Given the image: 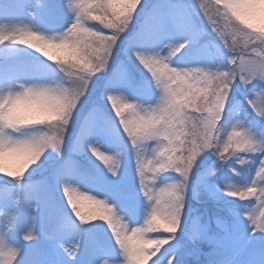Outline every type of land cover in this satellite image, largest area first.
<instances>
[{"label": "snow or ice", "instance_id": "1", "mask_svg": "<svg viewBox=\"0 0 264 264\" xmlns=\"http://www.w3.org/2000/svg\"><path fill=\"white\" fill-rule=\"evenodd\" d=\"M10 4L0 45L68 47L44 31L58 0ZM98 7L69 0L76 63L0 47V264H264V3L123 0L103 27Z\"/></svg>", "mask_w": 264, "mask_h": 264}, {"label": "clouds", "instance_id": "2", "mask_svg": "<svg viewBox=\"0 0 264 264\" xmlns=\"http://www.w3.org/2000/svg\"><path fill=\"white\" fill-rule=\"evenodd\" d=\"M58 2L62 4L65 9L66 18L64 25L56 27L50 31L44 29V31H47L50 37H56L57 39L63 38L65 37V34H67V39L69 41L67 48H65L63 45L57 48L55 44L49 46L47 42L40 40L36 36L23 37L20 41V44L8 42L6 44L0 45V47L19 48L21 51L29 55L35 63H45L47 61H51L49 67H52V65L59 66L64 64L62 59H53V57H59L61 55H67L70 59L74 58L73 63L80 61L85 54H89L91 52L93 42L91 37L88 35L91 29H88V31H81L77 25L80 24L82 27L87 28L89 17L81 16V19L77 21L75 17L80 14L78 12H74L73 9L68 8L69 0H58ZM90 2L96 4L98 3V0H90ZM100 2L103 3L104 7H98L94 9V15L98 17V19L95 20V23L103 27L106 26L115 15V13L109 10L107 6L119 5L123 3V0H100ZM260 2L264 3V0H260ZM4 4H10V0H4ZM27 23L34 29L41 30L39 29V25L33 23L30 19L27 21ZM257 24L261 30V34H257L255 37L257 39V46L264 49V16H261L258 19ZM245 35H247V33ZM24 44H27L28 46L22 47ZM37 53L39 55H37ZM41 57H44V59L41 60ZM41 84L42 82L40 81H34L29 86L39 87ZM44 84L45 86L49 87L53 86L51 79H49L47 82H44ZM47 114L52 117H57L60 115L58 109L55 107L54 101L50 102V106L47 108ZM144 250L150 251V249L147 248Z\"/></svg>", "mask_w": 264, "mask_h": 264}, {"label": "rangeland", "instance_id": "3", "mask_svg": "<svg viewBox=\"0 0 264 264\" xmlns=\"http://www.w3.org/2000/svg\"><path fill=\"white\" fill-rule=\"evenodd\" d=\"M197 2H199V0H197ZM0 7H2L5 12H9V11L13 10V5H11V4H7V5L3 4V5H0ZM125 163H126L127 169L129 171H131L132 164H131V157L130 156L128 157V159L126 160ZM88 207H89L88 203L84 202L83 208H84L85 211L88 210Z\"/></svg>", "mask_w": 264, "mask_h": 264}]
</instances>
